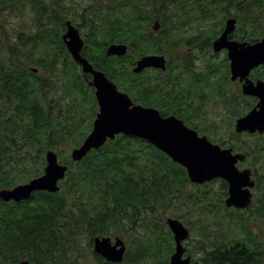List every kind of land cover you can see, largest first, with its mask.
Wrapping results in <instances>:
<instances>
[{"label":"trees","instance_id":"1","mask_svg":"<svg viewBox=\"0 0 264 264\" xmlns=\"http://www.w3.org/2000/svg\"><path fill=\"white\" fill-rule=\"evenodd\" d=\"M66 1L0 0V13L8 9L22 13L30 10L36 18L32 32L20 31L11 37L0 30V189L40 175L46 165L47 149L59 145L75 148L92 130V120L84 122L86 119L76 105L79 94L90 99L86 112L91 118L99 107L94 88L86 85L79 64L62 38L69 12L77 13L76 7L73 4L67 7ZM106 1L102 4L103 10L94 11L92 4L83 7V18L88 15L89 27L93 29L91 40L96 47L104 42L102 59L88 57L93 65L135 102L156 107L164 116L176 115L212 141L244 151L246 163L254 171L258 193L253 205L246 210L234 209L229 215L238 224V230L231 234L225 229L227 224L218 220L215 222L218 229L213 235L212 229L207 228L211 224L202 222L198 227L202 242L197 246V261L199 264H263L262 240L246 222L252 217L264 220V134L236 132L228 139L214 136L215 131L202 124L204 120H197L201 114L198 108L210 97L206 98L203 91L209 82L195 74L210 72L215 65L196 70L189 52L183 56L175 54L181 48L198 44L191 43L181 33L193 16L209 23L213 18L219 20L213 28L202 31V37L211 33V38L204 41L208 49L212 48L213 40L222 32L229 16H238L247 40L264 37V0H240L241 13L235 15L230 7L226 8L225 0H193L197 8L205 9L204 16L178 11L176 0H113V6L110 0ZM155 20L161 23L159 30L152 28ZM112 42L128 44V53L113 56L112 60L105 54L106 45ZM152 53L166 55L167 69L150 68L134 73L136 60ZM83 54H86L84 50ZM58 66L65 68L63 92L59 97H49L50 91L59 88L54 73ZM255 73L262 76L264 70ZM189 74L192 81L185 86L183 77ZM85 85L93 94L89 95ZM212 85L219 89L222 86L219 82ZM230 102L242 106L235 110V120L255 104L240 91ZM244 135L252 139H242ZM61 153H58L60 162L68 164L69 169L59 191H37L30 199L20 202L0 199V264H20L25 259L41 264H82L85 251L93 257V264H139L148 259L157 260L161 247L169 249V256L174 238L167 222L149 225L146 219L152 217V212L161 207L167 209L174 200L187 194L189 184L201 189L221 182L225 191L215 211L219 214L224 210V198L228 194L225 180L192 183L185 167L144 139L120 134L81 161H74L69 155L62 158ZM181 212L179 209V213L171 215L184 219L189 229L192 228L190 220ZM138 226L145 228L141 236L137 233ZM117 232L127 233V239L136 247L131 251L127 246L124 260L113 263L95 253L93 239ZM168 261L169 257L163 264Z\"/></svg>","mask_w":264,"mask_h":264},{"label":"water","instance_id":"2","mask_svg":"<svg viewBox=\"0 0 264 264\" xmlns=\"http://www.w3.org/2000/svg\"><path fill=\"white\" fill-rule=\"evenodd\" d=\"M160 27V21L155 20L152 28L159 30ZM236 27L237 19L228 18L223 31L213 40L212 46L215 52L227 50L231 79L244 82V95L258 98L256 106L236 119V132L264 134V80L254 82L249 77L254 69L264 65V38L253 43L233 40L230 36ZM62 38L73 60L80 65L85 78L95 88L99 107L92 130L71 152L74 161L83 160L92 150L100 149L120 134L141 138L164 152L172 161L185 167L192 183L204 184L214 179L225 180L228 183V195L225 199L227 207L243 210L250 207L256 180L251 168L241 169L238 166L240 160H245V153L213 142L207 135L200 134L176 115L164 116L156 107L135 102L129 93L120 90L104 71L95 68L83 55L84 38L71 20L66 21ZM128 49L129 45L126 43H111L106 53L108 56L121 57L128 53ZM167 61L165 54H146L136 60L133 72L140 74L149 68L166 70ZM45 158L46 165L40 175L11 188H1L0 199L5 202H20L30 199L37 191H59L60 182L66 177L69 165L60 162L54 149H47ZM166 222L176 244L168 264H199L191 255L184 257L187 251L184 242L191 234L189 227L175 217H168ZM93 245L95 253L113 263L122 262L127 252V244L119 236L113 239L111 236L97 235L93 239ZM20 264L41 263L25 259Z\"/></svg>","mask_w":264,"mask_h":264},{"label":"rangeland","instance_id":"3","mask_svg":"<svg viewBox=\"0 0 264 264\" xmlns=\"http://www.w3.org/2000/svg\"><path fill=\"white\" fill-rule=\"evenodd\" d=\"M106 2H107L106 0H67L65 2L67 7L71 6L72 4L76 7L77 13L69 12L70 18L68 19L71 20L72 23L79 29L82 37L84 38L85 47L83 50L84 52H86L84 56L87 58L89 56H93L96 53L101 54L102 47L104 46L103 45L104 42H101L99 47H96L95 46L96 44L93 43V40H91V38L94 37V34L92 33L93 29L89 27V21L87 19L88 15H85V17L83 18V13H84L83 7L88 4H92V6H94L95 9L94 11L103 10L104 8L102 7V4H106ZM230 9L231 12L233 13L232 15H235L237 13L235 8H230ZM235 18L237 19L238 16H235ZM191 20H192L191 22H188V24L184 26V29L181 33L185 38L187 39L189 38L191 43H198V44L196 45L191 44L189 47L181 48L180 49L181 52L179 54H175V56L178 55L183 56L186 52H189L191 54L190 57L191 64L196 70H207L208 68H211L213 67V65H215V69L210 72L200 71L195 74V76H199L200 78L209 82V83L203 82L206 83L205 86L207 88L206 90V88L204 87L203 91H206L205 94L210 95L208 101L202 103V105L205 108H198L201 111V114H200V118H197V120L199 121L204 120L205 122H202V124H207L208 128L214 130L215 131L213 133L214 136H217L218 138L222 137L223 139L232 138L236 133L235 123H234L236 120L233 114L235 110H237V108H242V106L232 104L230 100L233 96H236L237 92H239L238 91L239 89L241 90L239 81L238 80L234 81L231 79L229 60H226V56H227L226 51L223 50L221 52H215L213 47L211 49L204 47L205 46L204 41L206 43L208 39L211 38V33H206L203 37L201 35L202 31L213 28L215 24L219 23V20L217 18L215 19L213 18L210 20L209 23L208 21L199 19L198 16L191 17ZM35 22H36V18L30 10H26L25 12L22 13L17 9H15L14 11L8 9L0 13V30L7 32L11 37L16 36L20 31H24L26 33L34 31L33 26L35 25ZM208 23H209V27H207ZM238 26L240 27V29H242L243 27V24L239 22V19H237L236 28H238ZM64 32L65 31L62 32V35ZM109 45L110 44L106 45V47H108ZM213 53L216 55H213ZM228 68H229V72H228ZM64 69H65L64 66H58L54 70V73L57 75V77L56 76L54 77H56V81L59 85V88L55 91H50L48 93L49 97H59L63 92V86H64L63 84L66 80V77L64 76V72H65ZM80 73L82 75L81 70ZM46 75L51 77L49 73H47ZM190 76L191 74L185 75L183 77L184 80L183 85L187 86L192 81ZM85 82L87 86H90L88 85V82L86 80ZM123 82H125V79H123ZM210 82L214 84H218L219 82L222 84V86L219 89L218 87H215V85H212V83ZM86 85H85V89L89 93V95L93 94L92 90L88 89ZM117 86L119 87V85ZM89 100L90 99L85 94L84 95L79 94L78 102H76V105H78V107H80L81 109L80 115L86 119L84 122L91 120L93 122L95 118V117L91 118L89 114L86 112L87 108H89L91 105V102ZM89 133L90 131L88 132V134ZM242 139H252V137H248L247 135H244L242 136ZM82 142L83 140L81 141V143ZM73 149L74 147H66L64 145H59V147L55 148L54 150L57 153L62 151L61 157L64 158L65 156L68 155L71 156V152ZM239 152L244 153V151H239ZM45 153H44V157H45ZM44 167L45 165L43 166V170ZM224 191L225 190L221 182L219 181H216L215 183L211 184L209 187H202L201 189H198V187L189 184L187 188V194H185L183 197L180 196L179 198L174 200V203H171V205L167 209L161 207L157 211L152 212L151 214L152 217H148L146 219V222L149 225L155 222L157 223H162L164 221L166 222L167 217H174L171 215L172 212L179 213V209L182 210L181 212L182 216L187 220H190L192 227L190 228L191 235L189 239L184 242V245L187 248L186 255L190 254L194 260H198L197 246L201 245L202 242L201 236L198 233V227L202 226V222L203 224H211V225H207V228L212 229L210 232L213 235L216 234L215 232L218 229L215 228V222L218 220H223L224 223L227 224L225 229L230 230L231 234H234L235 230H238V224L235 223V221L232 220L229 216L234 213L235 208L227 207L224 203L223 212L218 214L215 211L217 205L220 204L219 200L220 198H222ZM252 192H253V201H254L255 194L257 195L258 191H256V188H254ZM190 195L192 197L188 198ZM196 197L199 198V200H196L195 199ZM252 205L253 204H251V206ZM222 214H224V216L221 218L220 215ZM244 215L246 217L248 216L247 213H245ZM178 219H180L187 227H189L184 222V219L181 218ZM246 225L248 228L252 230V232L256 233L259 236V238L262 240V244L264 247V220L258 219L257 217H252L251 219H247ZM219 228H223V227L221 226ZM144 232H145L144 226L137 227V233H140L138 234L139 236H141ZM110 236L113 237V239L116 236H120L125 240L127 246L131 248V251L135 250L136 244L132 243L129 238L127 239L128 237L127 233L117 232L113 236L112 235ZM175 246H176L175 241H173V250L169 254V256H168L169 249L165 247H161L160 248L161 255L157 260L148 259L145 261H141L139 264H163L164 261L167 260L168 257L170 258L171 254L175 251ZM81 262L82 264H93L94 259L90 255V253H88V251H85L84 256L81 258ZM263 264H264V260H263Z\"/></svg>","mask_w":264,"mask_h":264},{"label":"flooded vegetation","instance_id":"4","mask_svg":"<svg viewBox=\"0 0 264 264\" xmlns=\"http://www.w3.org/2000/svg\"><path fill=\"white\" fill-rule=\"evenodd\" d=\"M111 2H112V6H113V0H110ZM225 2H226V8L227 7H230V8H235L236 9V11L238 12V13H241L240 11H239V9H241V4H240V0H225ZM176 9L178 10V11H180V12H182V11H186V12H188V13H195V15L196 14H198V15H200V16H204V14L206 13V11H205V9H199V8H197V5L193 2V0H176ZM229 17H231V16H229ZM233 17H235V16H233ZM112 18H113V10H112ZM238 19V18H237ZM224 27H225V25H224ZM224 29V28H223ZM246 34V31H243L242 29H240V27L238 26V28H236L235 29V31L233 32V33H231V38L233 39V40H237V41H240V42H244V41H247V42H251V43H253V42H256L257 40H255L254 38H250L251 40H247L248 38H247V36H245V34ZM262 38H264V37H260L258 40H260V39H262ZM254 39V40H253ZM257 39V38H256ZM113 43V42H112ZM85 46V45H84ZM106 51H107V47H106V49H105V54L107 55V53H106ZM226 51V54H227V50H225ZM89 57H91L92 59H95V60H100V59H102V58H100L101 57V54H98V53H96V54H94L93 56H89ZM112 57V60H113V56H111ZM227 57H228V55H227ZM104 59V58H103ZM96 68V67H95ZM97 69H99V68H97ZM101 70V69H100ZM258 70H264V65H260L259 67H257L256 69H254L251 73H250V75H249V77L254 81V82H257V81H259V80H264V75H262V76H260V75H258L257 73H255V71L257 72ZM112 81H113V79H111ZM237 81V80H236ZM239 81V85H240V88H241V90L239 89L238 91H240L241 93H243L242 92V86H243V83L244 82H241L240 80H238ZM94 93H95V89H94ZM244 95V94H243ZM206 96L209 98L210 97V95H208V94H206ZM244 96H246V95H244ZM206 97V98H207ZM246 97H248V98H250L251 100H252V102H255V104H254V106H256V104H257V102H258V98L257 97H255V96H246ZM254 106H252L251 108H253ZM201 108H205L202 104H201ZM240 117V116H239ZM238 166H239V168H241V169H244V168H247V167H249V168H251L252 169V167L250 166V165H247V163H246V158H245V160H243V161H239L238 162ZM253 170V169H252ZM254 172V171H253Z\"/></svg>","mask_w":264,"mask_h":264}]
</instances>
